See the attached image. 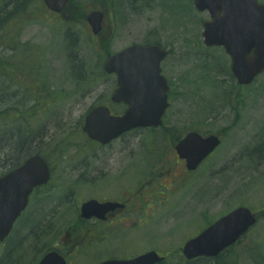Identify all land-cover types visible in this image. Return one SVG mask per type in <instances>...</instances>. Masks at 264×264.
<instances>
[{
	"label": "rangeland",
	"instance_id": "374dc122",
	"mask_svg": "<svg viewBox=\"0 0 264 264\" xmlns=\"http://www.w3.org/2000/svg\"><path fill=\"white\" fill-rule=\"evenodd\" d=\"M81 1L54 14L41 0H14L0 14V175L36 152L53 173L0 242V264H38L49 248L69 264L150 250L167 257L163 264H264V72L250 85L237 83L228 53L205 45L203 22L211 16L194 0ZM93 9L106 15L100 38L86 21ZM133 43L170 52L162 62L171 84L166 127L138 128L103 146L87 137L85 119L117 87L103 67L109 53ZM189 130L223 141L186 178L162 174L181 166L171 148ZM144 183L152 202L126 212L115 235L100 239L98 224L80 220L86 200L122 197ZM239 206L260 220L237 244L212 259L184 257L188 239Z\"/></svg>",
	"mask_w": 264,
	"mask_h": 264
},
{
	"label": "water",
	"instance_id": "95a60500",
	"mask_svg": "<svg viewBox=\"0 0 264 264\" xmlns=\"http://www.w3.org/2000/svg\"><path fill=\"white\" fill-rule=\"evenodd\" d=\"M70 0H45L53 11L62 12ZM199 11L212 17L203 26L207 46H224L232 59V72L240 84H250L264 71V3L257 0H194ZM87 21L94 34L103 28L104 12H90ZM168 51L159 45L132 44L111 55L104 69L116 73L118 88L113 100L130 105L123 116H113L106 106L95 108L87 117L84 130L90 138L103 144L125 131L140 126L161 125L169 106L167 79L161 74V62ZM218 135L203 136L190 132L176 146L180 156L188 158V167L195 169L219 144ZM51 177L47 161L36 154L24 164L0 177V241L12 231L15 221L26 209L29 196L38 185ZM105 205L91 199L82 205V217L90 218L105 211ZM257 222V215L240 206L222 216L196 237L188 240L183 252L188 259L215 257L236 243ZM164 258L155 250L131 259H109L100 264H156ZM39 264H67L63 255L47 252Z\"/></svg>",
	"mask_w": 264,
	"mask_h": 264
},
{
	"label": "flooded vegetation",
	"instance_id": "af4514ba",
	"mask_svg": "<svg viewBox=\"0 0 264 264\" xmlns=\"http://www.w3.org/2000/svg\"><path fill=\"white\" fill-rule=\"evenodd\" d=\"M34 61L35 60L29 61V62H20V64H36V62H34ZM170 90H171V84H170V89H169V96H170ZM112 97H113V94L110 96V100H108L107 103L103 104V105L107 106L110 109V113L112 115H114V116H120V115L124 114L125 111L128 108V105L123 103V102H114L112 100ZM48 106H49V103H48ZM166 112H167V110H166ZM166 112L164 113V115H163V117L161 119V122H162L161 125L149 126V127H146V128L148 130H159L160 129L159 131L162 132V130L166 127V124H165L166 115H167ZM144 128L145 127H143V129ZM136 129H138V128H136ZM133 130H135V129H133ZM133 130L127 131L123 135H125L127 133H130ZM167 130L168 129H166V131ZM191 131H197V130H189L188 132H191ZM111 143H108V144H101L100 143V144L103 145V146H106V145H109ZM171 149L173 151L174 157L177 160L176 162L177 163L178 162L181 163V166L177 167L175 171H173V168L164 167V172H162V174L167 173L168 175H170L171 177H174V178L175 177H179V176H185V178H186L187 176L193 174L194 170H190L189 167H188V159L186 157H182V156L179 155V153L177 152V149H176V145L173 146ZM166 164H169V163L166 161L165 163H162V166H165ZM162 174H160V175H162ZM148 185H150V184H148ZM146 187H147L146 183H144V184H142L141 187H139L136 190H135V188H134V190H132L131 188H126L124 190V192H123V196L122 197L113 196V197L99 199L98 201H100L102 204H107L108 203V205H105V208H106L105 211L100 209L98 211L99 212L98 215H93L90 218H82L81 215H80V218H81L80 220L81 221L82 220H84V221H94L96 224H98L99 228H100V232L102 233V234H98V237L100 239L101 238L106 239L105 235H112L113 236V235H115L117 233L118 229L123 224H125L124 216H125L126 212L135 211L134 208H136V210H143L145 208V204L148 205L149 202L150 203L152 202V201H149L151 196H147L146 195V193L148 191ZM156 196L163 197L164 195L163 194L162 195H155V197ZM147 205H146V211L144 210L145 213H147ZM137 207H138V209H137ZM131 208H133V210H131ZM142 219L146 220V219H150V217L145 216L143 218H139V220H142ZM134 222H136V221H134ZM115 227H117V228L114 231V233L109 234L108 230H113ZM62 253L67 258V255L64 252H62ZM67 264H69L68 258H67Z\"/></svg>",
	"mask_w": 264,
	"mask_h": 264
},
{
	"label": "trees",
	"instance_id": "16d2710c",
	"mask_svg": "<svg viewBox=\"0 0 264 264\" xmlns=\"http://www.w3.org/2000/svg\"><path fill=\"white\" fill-rule=\"evenodd\" d=\"M14 0H6V1H3V3L0 5V6H3V7H0V14H2L3 12H4V6L5 5H7V4H9V3H11V2H13ZM22 1V3H23V1L25 2H30V1H33V0H21ZM81 3H82V1L81 0H71V3L69 4V6L67 7V8H69V7H74V6H81ZM10 15H12V14H10ZM9 15V16H10ZM1 25V24H0ZM0 29H1V26H0ZM0 65H3L2 64V62L0 61ZM26 141V140H25ZM22 145H20L19 144V147H21ZM36 153H38V152H36ZM28 156H30V155H28ZM25 158V157H24ZM19 163H20V161H18ZM18 162H16V164H15V166H17V165H19V163ZM255 254V250H251L250 251V255H254ZM250 261H251V259H250Z\"/></svg>",
	"mask_w": 264,
	"mask_h": 264
},
{
	"label": "bare ground",
	"instance_id": "6f19581e",
	"mask_svg": "<svg viewBox=\"0 0 264 264\" xmlns=\"http://www.w3.org/2000/svg\"><path fill=\"white\" fill-rule=\"evenodd\" d=\"M23 142V139H22V137H21V132H19L18 133V135H17V144L19 143H22Z\"/></svg>",
	"mask_w": 264,
	"mask_h": 264
}]
</instances>
